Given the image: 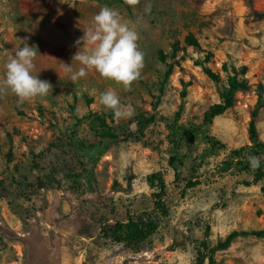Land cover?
<instances>
[{"label": "rangeland", "instance_id": "rangeland-1", "mask_svg": "<svg viewBox=\"0 0 264 264\" xmlns=\"http://www.w3.org/2000/svg\"><path fill=\"white\" fill-rule=\"evenodd\" d=\"M105 6L139 34L144 68L131 91L94 71L72 81L64 70L81 67L73 61L83 46L76 41ZM256 13L264 14V0H141L130 11L106 0H0V82L9 55L26 41L37 49L33 74L52 85L51 94L31 103L0 93V264H192L206 227L210 246L232 231L264 229V179L254 183L239 166H227L231 151L250 144L251 114L259 97L264 101V20L256 21ZM190 33L198 49L185 45ZM205 52L213 53L215 71L227 60L247 65L250 88L194 135L204 112L219 102V86L195 62ZM108 89L134 107L131 119L118 120L100 104ZM111 116L113 130L133 137L92 147L94 118ZM142 117L150 122L140 131ZM256 127L264 143V104ZM257 157L264 167V154ZM174 168L199 184L184 190L185 182L174 183ZM152 173L167 187L165 217L150 207ZM125 212L158 223L137 253L98 232L99 215ZM215 258L264 264V238H238Z\"/></svg>", "mask_w": 264, "mask_h": 264}, {"label": "trees", "instance_id": "trees-1", "mask_svg": "<svg viewBox=\"0 0 264 264\" xmlns=\"http://www.w3.org/2000/svg\"><path fill=\"white\" fill-rule=\"evenodd\" d=\"M102 1V0H97ZM248 3L251 0H245ZM107 3H119L126 7L130 11V6L124 3V0H106ZM256 21L264 20V14L256 13L254 16ZM184 43L186 46L193 48H199V43L194 36L190 33L185 36ZM174 46V45H173ZM158 58L160 61L165 62L164 55L162 51L158 52ZM214 55L211 52H205V55L201 61L197 62L203 73L215 84L219 86V102L214 103L208 107V109L203 114L202 126L198 129L192 130L194 135H196L201 129L211 126L213 121L225 114L229 109H231L235 103V95L238 92L247 91L250 88V83L248 79V66L247 65H236L232 60L223 61L221 63L220 71H215L211 64L213 63ZM171 65L166 68L165 78L171 73ZM224 77H222V75ZM262 89V87H260ZM264 101L259 97L257 105L251 114V119L248 124V137L249 145H246L239 150H233L230 152L228 167L231 165L239 166L242 171L251 175L252 181L257 183L264 179V167L260 162V167L253 171L250 167L249 161H242L240 158L242 152L247 151L252 156H258L264 154V143L259 140L256 118L259 109L263 106ZM39 114L45 116V113L39 110ZM108 120H113L112 116L107 118L95 117V137L98 139L97 145H92V147L105 149L108 146L127 142L133 137L131 133L116 132L108 124ZM139 129L140 131L145 129L149 119L139 118ZM207 141L214 147L218 142L212 138H206ZM79 142V140H76ZM219 144V143H218ZM84 148V147H82ZM240 158V159H239ZM148 187L153 189L151 196V209L160 211L162 217L167 215L165 198L167 197V187L163 176L160 173H152L146 177ZM180 182H185L184 179L180 177V171L174 168V183L179 184ZM198 181L188 180L183 184V189H189L197 186ZM184 193V191H183ZM103 217V218H102ZM98 226V232L103 240L113 242L122 245L125 249L132 253H137L140 247L156 233L158 229V223L154 219H140L134 218L129 212L122 214L114 213L113 215H108L107 213L101 214L96 220ZM210 229L206 227L204 233V239L198 243L196 256L192 264H217L216 255L219 252L226 251L232 243L238 238L244 237H254L258 239L264 238V229L262 230H251V231H232L226 235V237L218 241L214 246H210L208 242Z\"/></svg>", "mask_w": 264, "mask_h": 264}, {"label": "clouds", "instance_id": "clouds-1", "mask_svg": "<svg viewBox=\"0 0 264 264\" xmlns=\"http://www.w3.org/2000/svg\"><path fill=\"white\" fill-rule=\"evenodd\" d=\"M141 0H124L132 8L139 6ZM151 5L146 10L150 11ZM139 34L134 26L124 21L120 13L107 6L93 17V24L84 30V35L76 41L83 46L73 56L81 67L73 71L72 64L64 65L66 72L72 73L71 80L77 81L87 77L90 71L98 73L108 80L131 91L138 82L144 68V53L140 50ZM37 49L24 42L22 48L9 55L5 65V74L0 82V93L10 92L18 98L19 103L43 100L52 93V85L34 75ZM100 104L110 110L116 119H131L135 115L132 105L122 104L119 95L108 89L99 96ZM253 171L260 167V157H248Z\"/></svg>", "mask_w": 264, "mask_h": 264}]
</instances>
